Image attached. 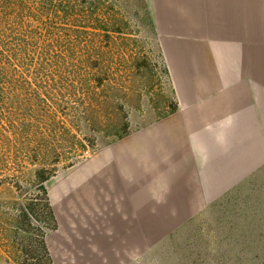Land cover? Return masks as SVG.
<instances>
[{
    "label": "rangeland",
    "instance_id": "rangeland-1",
    "mask_svg": "<svg viewBox=\"0 0 264 264\" xmlns=\"http://www.w3.org/2000/svg\"><path fill=\"white\" fill-rule=\"evenodd\" d=\"M111 1L117 13L128 15V51L144 56L147 69L143 81L134 78L125 108L131 135L115 143L101 141L96 152L73 167H61L47 184L58 221V229L46 235L53 263L264 264V157L247 175L236 166L209 175L187 174L182 165L162 166L146 135L175 97L151 0ZM107 4L99 0L100 10ZM120 59L114 61L117 84ZM261 81L264 127V61ZM10 239L0 225V264H17L29 248L22 238Z\"/></svg>",
    "mask_w": 264,
    "mask_h": 264
},
{
    "label": "trees",
    "instance_id": "trees-1",
    "mask_svg": "<svg viewBox=\"0 0 264 264\" xmlns=\"http://www.w3.org/2000/svg\"><path fill=\"white\" fill-rule=\"evenodd\" d=\"M107 3L0 0V225L11 242L27 241L17 264H54L46 235L58 221L47 184L61 167L132 133L125 108L147 64L128 51V15ZM177 110L174 100L162 118Z\"/></svg>",
    "mask_w": 264,
    "mask_h": 264
},
{
    "label": "crops",
    "instance_id": "crops-1",
    "mask_svg": "<svg viewBox=\"0 0 264 264\" xmlns=\"http://www.w3.org/2000/svg\"><path fill=\"white\" fill-rule=\"evenodd\" d=\"M151 10L178 104L146 135L162 166L252 173L264 157L263 0H151Z\"/></svg>",
    "mask_w": 264,
    "mask_h": 264
}]
</instances>
